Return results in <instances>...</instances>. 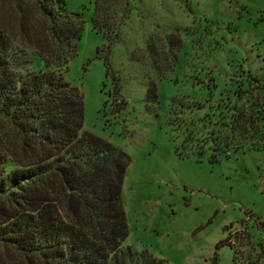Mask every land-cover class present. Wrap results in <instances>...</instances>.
Segmentation results:
<instances>
[{
	"label": "rangeland",
	"instance_id": "obj_1",
	"mask_svg": "<svg viewBox=\"0 0 264 264\" xmlns=\"http://www.w3.org/2000/svg\"><path fill=\"white\" fill-rule=\"evenodd\" d=\"M64 2L83 20L75 55L61 69L82 93V130L130 160L121 184L122 246L145 249L168 264H247L256 258L252 264H263L256 244L264 231L255 221L264 220V146L243 145L210 162L207 148L199 156L194 147L189 151L190 137L198 133L180 129L168 109L172 98L203 101L212 93L214 103L246 88L244 71L264 79V0ZM93 10L97 23L109 28L107 44L91 27ZM96 47L109 64L106 77ZM29 56V68L43 70L35 54ZM153 80L158 105L144 101ZM14 168L4 165L5 172ZM227 233L235 255L228 246L215 248Z\"/></svg>",
	"mask_w": 264,
	"mask_h": 264
},
{
	"label": "trees",
	"instance_id": "obj_2",
	"mask_svg": "<svg viewBox=\"0 0 264 264\" xmlns=\"http://www.w3.org/2000/svg\"><path fill=\"white\" fill-rule=\"evenodd\" d=\"M95 15L91 27L107 44L109 28ZM82 24L64 0H0V264H168L145 249L122 246L121 184L129 157L82 130V93L61 73L75 55ZM100 52L96 47L106 77L109 64ZM29 53L43 70L29 68ZM244 73L247 87L214 103L212 93L203 101L171 99V121L198 133L189 151L194 147L199 156L207 148L214 162L243 145L264 146V79ZM144 101L159 104L154 80ZM6 162L16 168L5 172ZM255 224L264 231V220ZM231 237L227 233L215 248L232 249ZM256 245L264 264V241Z\"/></svg>",
	"mask_w": 264,
	"mask_h": 264
}]
</instances>
